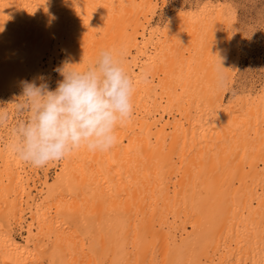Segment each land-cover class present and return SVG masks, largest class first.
I'll use <instances>...</instances> for the list:
<instances>
[{"label":"bare ground","instance_id":"obj_1","mask_svg":"<svg viewBox=\"0 0 264 264\" xmlns=\"http://www.w3.org/2000/svg\"><path fill=\"white\" fill-rule=\"evenodd\" d=\"M167 1L0 0V70L32 59L57 85L50 51L83 70L113 49L136 82L110 151L36 168L0 129V264H264V89L225 104L233 14L202 3L153 28Z\"/></svg>","mask_w":264,"mask_h":264},{"label":"clouds","instance_id":"obj_2","mask_svg":"<svg viewBox=\"0 0 264 264\" xmlns=\"http://www.w3.org/2000/svg\"><path fill=\"white\" fill-rule=\"evenodd\" d=\"M82 63V62H81ZM65 61L62 77L51 89L48 79L21 81L22 92L11 102L18 119L0 107V129L9 131L6 148L22 163L43 168L81 149L110 151L118 128L134 116L136 82L124 68L123 53L102 49L83 70Z\"/></svg>","mask_w":264,"mask_h":264},{"label":"rangeland","instance_id":"obj_3","mask_svg":"<svg viewBox=\"0 0 264 264\" xmlns=\"http://www.w3.org/2000/svg\"><path fill=\"white\" fill-rule=\"evenodd\" d=\"M167 2L165 6L162 5L163 3H159L162 10H159L158 16L152 23L153 28L160 27L159 29L162 30L165 28L167 24L166 21L169 19L190 13L192 10V12H196L206 3L215 6H225L233 14L236 26L233 36L235 40L234 43L236 42L235 44L239 46V55L237 54L239 66L233 81L235 83L232 82L230 86L225 104H228L234 99L244 97L247 93L249 96L253 94L256 95L257 92L264 89V0H168ZM51 56L50 51V53H48V58L50 59L48 74H53L52 76L55 78L57 76L54 72L56 62ZM41 67L42 64L40 62H34L32 59L27 61L25 58L15 59L11 61V63L4 65V68L0 70V94L3 95L6 87L9 88L10 94L4 98L3 103L8 106L9 103L12 102L13 97L11 96L15 98L19 96L22 92V85H20L21 87L19 90L16 87H19L21 81H32L37 78L41 71L39 68ZM16 72L19 76L15 75ZM48 74H46V76ZM49 85H51V89H55L57 86L54 82ZM15 116H17V114ZM53 173H55L54 169L51 171V176L54 175Z\"/></svg>","mask_w":264,"mask_h":264}]
</instances>
